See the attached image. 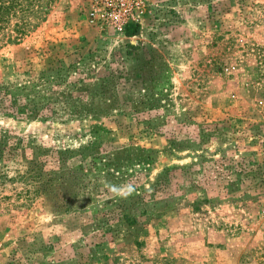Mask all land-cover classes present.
<instances>
[{
    "label": "rangeland",
    "instance_id": "374dc122",
    "mask_svg": "<svg viewBox=\"0 0 264 264\" xmlns=\"http://www.w3.org/2000/svg\"><path fill=\"white\" fill-rule=\"evenodd\" d=\"M106 1L53 0L0 44V84L30 103L0 111V129L82 166L65 174L76 192L0 168V264H264V0L211 16L197 0ZM95 129L90 165L78 148ZM132 147L143 160L128 162Z\"/></svg>",
    "mask_w": 264,
    "mask_h": 264
},
{
    "label": "trees",
    "instance_id": "16d2710c",
    "mask_svg": "<svg viewBox=\"0 0 264 264\" xmlns=\"http://www.w3.org/2000/svg\"><path fill=\"white\" fill-rule=\"evenodd\" d=\"M228 0H197L207 8L208 16L212 13L218 12L224 9L225 2ZM240 9H246L255 5L256 0H232ZM53 0H0V44H16L20 40L29 35L42 21L45 20L49 13V5ZM140 30V24L126 23L124 26V32L126 35H135ZM253 53L256 54L258 61L264 58V44H254L252 47ZM257 61V62H258ZM262 62V61H260ZM259 64V63H258ZM261 64V63H260ZM26 86L16 88V90H9L8 86L0 84V111L2 113H21L24 112L25 108L30 104ZM17 91L25 92L20 93ZM39 92V91H37ZM6 103V105L4 104ZM85 108V107H84ZM29 112V111H28ZM36 110H32L27 113L30 116H35ZM96 135L93 139L88 141L86 144L81 145L78 148V153L82 154L83 150H88L92 155L89 160L90 165L97 163L95 159L99 157V151L97 150L98 142L95 140L99 136L97 129L93 130ZM200 139V138H199ZM133 148V147H132ZM50 149L43 147L34 140L25 139V137L10 134L8 131L0 129V168L8 166L11 162L13 165L18 164L20 166V172L18 179L27 180L34 187L35 192L39 191H53L70 187L75 188L77 183L71 184L65 177V174L70 176V179L76 177V171L82 169V166L74 167L71 159L76 155L75 151L71 148L58 149L55 152L57 156L54 159H49ZM143 149L140 147L133 148L131 154L133 158L128 157V162L141 161L143 160ZM120 151L119 153H121ZM146 160H150L151 156L145 154ZM87 160V159H84ZM104 165L111 166L115 162V159L111 154L105 159ZM86 176V173H83ZM83 179V178H82ZM82 179L80 181H82ZM28 192V193H27ZM31 190H26L25 194H28ZM74 195V194H73ZM62 203L67 205L68 209L72 208L75 202V198L67 197L61 198ZM81 207V206H80ZM124 218L132 223L134 218H130L127 212L122 214Z\"/></svg>",
    "mask_w": 264,
    "mask_h": 264
},
{
    "label": "built area",
    "instance_id": "2783aa9c",
    "mask_svg": "<svg viewBox=\"0 0 264 264\" xmlns=\"http://www.w3.org/2000/svg\"><path fill=\"white\" fill-rule=\"evenodd\" d=\"M112 1H114V0H110V1H106L105 2V7H106V10H108V11H112V10H115V9H117V11H119V10H121L122 8V6L120 5V0H116V6H113L112 5ZM111 14V13H110ZM123 17H125V14H123ZM128 19H124V20H122L121 21V23L123 24L122 26H123V28H124V26L126 25V23H128V21H127Z\"/></svg>",
    "mask_w": 264,
    "mask_h": 264
}]
</instances>
